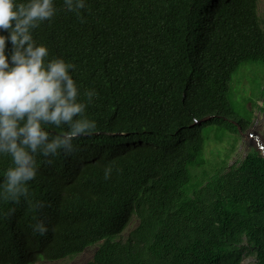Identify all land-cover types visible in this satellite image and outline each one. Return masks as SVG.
<instances>
[{"label":"trees","instance_id":"obj_1","mask_svg":"<svg viewBox=\"0 0 264 264\" xmlns=\"http://www.w3.org/2000/svg\"><path fill=\"white\" fill-rule=\"evenodd\" d=\"M256 1L88 0L81 22L56 0L34 34L77 64L82 91L98 89V127L74 155L38 158L30 191L46 207L0 201V264H57L92 247L85 264H264V158L228 166L237 137L205 168L202 137L207 124L234 121L237 134L250 123L232 114L229 84L242 64L264 66ZM11 163L0 156V179Z\"/></svg>","mask_w":264,"mask_h":264},{"label":"clouds","instance_id":"obj_2","mask_svg":"<svg viewBox=\"0 0 264 264\" xmlns=\"http://www.w3.org/2000/svg\"><path fill=\"white\" fill-rule=\"evenodd\" d=\"M62 7L85 22L82 10L88 0H63ZM58 11L56 0H0V156L12 161L0 179V201L17 204L23 198L37 210L46 207L30 191L40 174L38 158L51 165L61 154L74 155L80 150L78 138L98 127L89 113L100 96L98 89L82 91L77 64L53 55L35 37V29L51 22ZM113 170V163L106 164L104 178L110 179ZM15 211L11 207L8 214ZM32 229L43 235L49 224L40 218Z\"/></svg>","mask_w":264,"mask_h":264},{"label":"rangeland","instance_id":"obj_3","mask_svg":"<svg viewBox=\"0 0 264 264\" xmlns=\"http://www.w3.org/2000/svg\"><path fill=\"white\" fill-rule=\"evenodd\" d=\"M257 12L264 28V0L256 1ZM264 91V66L258 63H244L232 75L229 84V101L231 103L232 114L240 116L243 120L251 118L248 127L244 131L236 134L230 126H236L234 121H228L229 125L218 127L214 124H207L202 129L204 140L203 159L205 168L212 164L219 163L225 158L226 150L234 139V151L227 160L228 166L238 163L250 151L261 154L260 146H264V96L260 97ZM256 97H260L256 100ZM256 100V106L250 114V107ZM237 128V127H236ZM257 140V141H256ZM229 150V149H228ZM258 154V155H259ZM190 172L193 174L194 169ZM193 179L191 184H193ZM190 184V186H191ZM136 225V220H132L125 229V234ZM97 247L84 250L73 259H68L57 264H85L89 261ZM253 257L245 255L241 264H253ZM40 264V263H38Z\"/></svg>","mask_w":264,"mask_h":264},{"label":"bare ground","instance_id":"obj_4","mask_svg":"<svg viewBox=\"0 0 264 264\" xmlns=\"http://www.w3.org/2000/svg\"><path fill=\"white\" fill-rule=\"evenodd\" d=\"M257 141V140H256ZM260 150H261V156L264 158V146H260L259 147ZM262 148V149H261Z\"/></svg>","mask_w":264,"mask_h":264},{"label":"water","instance_id":"obj_5","mask_svg":"<svg viewBox=\"0 0 264 264\" xmlns=\"http://www.w3.org/2000/svg\"><path fill=\"white\" fill-rule=\"evenodd\" d=\"M262 149V148H261Z\"/></svg>","mask_w":264,"mask_h":264}]
</instances>
